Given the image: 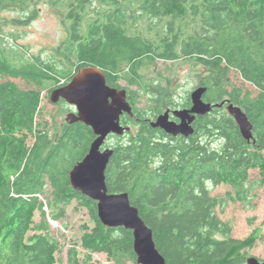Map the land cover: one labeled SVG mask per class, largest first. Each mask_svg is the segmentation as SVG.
I'll list each match as a JSON object with an SVG mask.
<instances>
[{
	"label": "trees",
	"instance_id": "16d2710c",
	"mask_svg": "<svg viewBox=\"0 0 264 264\" xmlns=\"http://www.w3.org/2000/svg\"><path fill=\"white\" fill-rule=\"evenodd\" d=\"M39 1L0 0V264H55L62 246L51 220H62L74 201L95 225L83 226L84 258L72 245L69 264H94L95 253L116 264H139L133 231L104 225L97 201L71 184L70 171L96 138L93 129L82 121L54 129L39 121L42 92L89 65L100 67L109 85L127 88L134 112L122 117L133 130L111 134L115 142L105 144L114 148L109 192L129 193L167 264H247L256 232L233 237L218 209L233 198L249 202L253 187L264 186V0H43L68 11V36L47 59L19 51L2 34L3 11H17L11 22L26 25L37 17ZM156 60L202 66L197 76L208 89L204 99L241 107L254 137L244 138L226 106L199 116L189 137L152 126L168 107L191 104L190 95L177 102L170 82L149 77V62ZM232 70L255 90L230 85ZM253 169L260 171L257 184L250 181ZM222 183L233 191L213 195Z\"/></svg>",
	"mask_w": 264,
	"mask_h": 264
},
{
	"label": "water",
	"instance_id": "95a60500",
	"mask_svg": "<svg viewBox=\"0 0 264 264\" xmlns=\"http://www.w3.org/2000/svg\"><path fill=\"white\" fill-rule=\"evenodd\" d=\"M204 85L198 86L191 93L192 107L177 108L158 115L152 121L154 127H161L167 133L189 137L194 134L192 125L197 116L212 112L214 105L204 99L207 92ZM64 99L77 108L76 121L89 125L96 135L86 156L78 161L70 171L71 184L97 201L98 216L108 227H125L133 231L134 248L139 264H167L165 256L158 249L152 228L140 215L138 207L131 202L128 192H109L106 182V170L114 148L105 146L111 134L123 136L131 131L130 125L122 123L126 113L134 115L133 107L128 100L127 88H117L107 82L105 72L98 66L89 65L81 68L66 84L52 91L51 100L57 103ZM229 112L236 120L241 134L250 141L253 135V125L244 110L232 103L228 105ZM171 112L180 122L171 120ZM247 264H264V260L255 256L247 258Z\"/></svg>",
	"mask_w": 264,
	"mask_h": 264
},
{
	"label": "rangeland",
	"instance_id": "374dc122",
	"mask_svg": "<svg viewBox=\"0 0 264 264\" xmlns=\"http://www.w3.org/2000/svg\"><path fill=\"white\" fill-rule=\"evenodd\" d=\"M34 7H37V17L29 22V24L15 25L11 22L12 18H16L17 11L10 9L2 12L1 24L2 34L6 39L15 43L23 52H29V56L40 55L47 59L50 54L54 53V48L58 47L68 36V27L66 24L67 13L66 10H60L40 0ZM13 33V38L10 35ZM9 35V36H8ZM20 47V48H19ZM150 69L147 70L151 79H163L166 83L170 82L174 89L177 102L180 103L185 100L192 91L200 86L197 73H203L204 68L200 65H195L193 61L180 60L177 62H170L164 60L150 61ZM2 80V78L0 77ZM22 87L27 84L24 80L16 78ZM230 85L235 84L244 89L255 90V87L246 82L239 72L232 70L230 72ZM121 84L128 87L125 80ZM50 87V86H49ZM49 87L42 92L41 114L39 121L48 122L51 129L55 125H62L67 117L73 112L63 103H54L51 100L52 92ZM136 88V87H132ZM144 103L141 107H146L147 98H144ZM133 127V126H132ZM133 130V128H132ZM115 138L107 140L109 143H114ZM260 178L259 169H253L250 172V181L257 184ZM251 186V184H249ZM253 198L244 203L238 199H231L222 209L219 207L218 214L221 219L232 227V236L238 239H244L252 233L257 234V241L254 247L249 250V256L258 257L264 260V186L253 187ZM233 189L227 184H219L212 188L213 195L227 196L228 192ZM41 219L40 212H36L35 221L38 223ZM52 232L57 237L62 246V251L56 255L57 261L55 264H69L68 249L72 245H78L80 251V259L83 260L85 250L80 245L81 237L84 233V225L93 227L95 225L91 218L88 209L74 201L67 208V215L62 220H51ZM32 234V233H30ZM255 234V235H256ZM94 264H116L105 253H95ZM126 264H136V262L128 261Z\"/></svg>",
	"mask_w": 264,
	"mask_h": 264
},
{
	"label": "flooded vegetation",
	"instance_id": "af4514ba",
	"mask_svg": "<svg viewBox=\"0 0 264 264\" xmlns=\"http://www.w3.org/2000/svg\"><path fill=\"white\" fill-rule=\"evenodd\" d=\"M199 83H200V81H199ZM198 83V84H199ZM199 85H201V84H199ZM63 100L64 99H60L57 103L59 104V103H62L63 102ZM65 101V100H64ZM207 101V100H206ZM66 102V101H65ZM207 102H209V101H207ZM67 103V102H66ZM213 104V103H212ZM216 104V103H215ZM230 103L229 102H227V101H225V104H223V107L224 106H226L227 107V109H228V105H229ZM69 107L71 108V110L73 111V112H71L70 113V115L67 117V120H70L71 122H74V121H76L75 120V114L74 113H77V108L74 106V105H71V104H69ZM192 107V100H191V104L189 105V106H187V107H178V108H191ZM220 107H222V106H220ZM168 109H170L171 111L172 110H174V109H177V108H173V107H168L167 109H165V111H167ZM164 111V112H165ZM229 111V110H228ZM230 113V112H229ZM126 115V113L123 115V116H125ZM230 115H232L231 113H230ZM122 116V117H123ZM233 116V115H232ZM158 117V116H157ZM157 117H155L154 118V120H156L157 119ZM171 120H174V121H176V122H180V119L179 118H177L176 116H174V114H173V112H171ZM199 118V116H197V118H196V120L193 122V126L196 128V122H197V119ZM131 126V125H130ZM133 127L131 126V129H132ZM155 128H160V129H162L161 127H155ZM178 136H183V135H178ZM178 136H176V137H178Z\"/></svg>",
	"mask_w": 264,
	"mask_h": 264
}]
</instances>
